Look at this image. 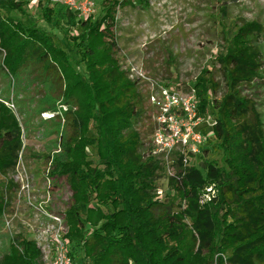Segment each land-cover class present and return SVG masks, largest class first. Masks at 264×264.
I'll return each instance as SVG.
<instances>
[{
  "label": "trees",
  "instance_id": "1",
  "mask_svg": "<svg viewBox=\"0 0 264 264\" xmlns=\"http://www.w3.org/2000/svg\"><path fill=\"white\" fill-rule=\"evenodd\" d=\"M4 1L21 10L29 4ZM129 4L132 0H102L103 13L95 21L92 16L77 20L61 5L59 10L39 5L50 23L58 16L59 23L67 17L68 26L81 25L69 39L84 73L47 32L0 11V52L5 51L2 65L8 74L17 78L29 65L35 67L61 87L72 107L65 112L71 132L61 136V151L49 172L65 178L72 191L70 205L59 204L55 212L66 220L73 258L81 248L90 264H264V118L248 93L263 68L262 24L244 22L228 37L218 58L227 87L221 97L209 68L193 85L200 115L214 117L223 164L207 160L199 168L181 162L176 176L168 177L161 160L150 154L151 139L145 143L143 128L137 127L147 116L146 89L129 78L117 54V14ZM88 147H94L97 165ZM22 148L20 124L0 101V176L5 179L0 181V221L18 187L8 174ZM162 173L182 194L184 206L157 198ZM209 187L215 192L201 203ZM8 243L0 264H40L34 240L17 233Z\"/></svg>",
  "mask_w": 264,
  "mask_h": 264
},
{
  "label": "rangeland",
  "instance_id": "2",
  "mask_svg": "<svg viewBox=\"0 0 264 264\" xmlns=\"http://www.w3.org/2000/svg\"><path fill=\"white\" fill-rule=\"evenodd\" d=\"M54 7L60 9L57 5ZM102 8V0H97L95 11L90 15L94 21L102 16ZM0 11L25 27H36L47 32L55 46L72 54L73 66L85 72L84 64L78 63L74 55L73 41L69 39L70 35L80 31V24L70 27L67 17L59 23L58 16L52 18L50 23L45 20L40 7H31L29 4L21 10L0 0ZM74 15L77 20L86 18H81L77 13ZM254 20L259 21L264 28V0H132V4L120 8L117 14L119 62L124 71V65L129 62L143 65L151 76L163 79L183 91L190 89L209 68L220 84L219 98L227 87L218 58L226 50L228 37L242 23ZM259 38L263 68L261 77L248 93L257 99L264 118V32ZM4 55L5 51L0 52V101L4 102L20 124L23 140L21 165L31 176L32 189L46 193L48 186L53 184L51 204L54 210L59 204L70 205L72 191L67 180L52 178L49 171L53 156L61 151V136L71 132L65 112L72 107L65 104L61 87L42 78L35 67L29 65L17 78L9 75L2 65ZM146 107L147 116L137 127L143 128L145 143H148L155 126V110L149 101ZM90 127H93L92 121ZM197 130L205 137V142L191 163L199 168H203L207 160L222 165L223 153L214 135V117L211 113L204 115V121ZM204 148H209L207 154ZM87 152L94 165H97L94 147H88ZM15 171H11L8 177L12 178ZM2 180L5 179L0 176ZM158 184L161 191L157 197L159 200L172 199L183 206L186 204L182 194L168 185L164 173L158 179ZM206 192L202 195L201 203L207 201ZM15 196L16 190L7 213L0 221V256L9 244L10 234L5 227V219L16 211ZM18 221L15 222L16 226ZM73 255L78 264H90L84 261L83 249L78 248Z\"/></svg>",
  "mask_w": 264,
  "mask_h": 264
},
{
  "label": "built area",
  "instance_id": "3",
  "mask_svg": "<svg viewBox=\"0 0 264 264\" xmlns=\"http://www.w3.org/2000/svg\"><path fill=\"white\" fill-rule=\"evenodd\" d=\"M28 1L31 7H39L41 3L61 5L82 18L94 13L97 0ZM124 66L129 78L145 87L148 101L155 110L150 154L161 160L168 177H175L178 164H190L201 152L205 142V137L197 130L204 117L199 112L195 89L192 86L183 91L174 87L163 79L151 76L140 64L129 62ZM15 170L12 179L18 184L16 211L5 219L9 234L23 233L28 239L34 240L41 252L40 264H78L66 238V220L52 207L53 192L49 189L50 185L46 193L32 189L31 176L25 166L21 165V156ZM206 191L205 198L210 200L215 191L212 187ZM17 219L18 226L15 225Z\"/></svg>",
  "mask_w": 264,
  "mask_h": 264
}]
</instances>
